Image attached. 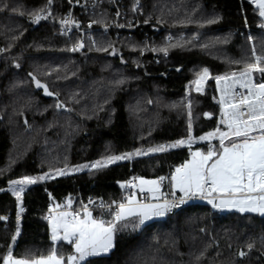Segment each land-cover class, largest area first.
<instances>
[{
	"label": "trees",
	"instance_id": "16d2710c",
	"mask_svg": "<svg viewBox=\"0 0 264 264\" xmlns=\"http://www.w3.org/2000/svg\"><path fill=\"white\" fill-rule=\"evenodd\" d=\"M121 1L125 21L140 25L96 35L83 52L70 54L67 42L54 35L63 1L0 0V217L8 216L0 220V264L9 253L33 261L53 251L61 257L73 252L70 244L51 240L44 220L49 205L78 206L89 198L125 203L128 181L167 182L191 151L207 153L217 142L37 180L20 201L8 189L11 181L190 135L198 139L224 126L216 77L239 75L252 64L264 67V20L249 0ZM36 14L46 18L34 22ZM92 17L110 21L109 5ZM204 69L209 78L196 92L191 84ZM33 77L53 95L37 88ZM251 77L264 83L259 72ZM117 229L109 255L81 264H264V216L219 213L202 200L138 229L127 221Z\"/></svg>",
	"mask_w": 264,
	"mask_h": 264
},
{
	"label": "snow or ice",
	"instance_id": "6c2138e0",
	"mask_svg": "<svg viewBox=\"0 0 264 264\" xmlns=\"http://www.w3.org/2000/svg\"><path fill=\"white\" fill-rule=\"evenodd\" d=\"M257 3L261 9L260 15L264 16V0H257ZM45 18L36 14L34 22L38 23ZM67 22L64 21V23ZM82 47L83 43H80L72 51H77ZM160 51L167 54L166 48L160 49ZM252 72H259L264 75V67L252 64L248 66L245 72L241 73L240 84L242 88L249 90L247 96L241 94L239 100L233 103H226L223 96L221 98L220 103L226 104L224 112L226 119L222 120L221 123L226 125L227 131H220L217 128L215 132L199 137L200 140H205L215 137L219 133L220 150H214L210 146L207 153L200 150L192 152L191 160L177 167L172 174L173 195H175V191L182 194L178 199L168 200L165 198L163 202H160L158 193L161 190L160 182L165 179L164 177H160L159 180L140 178V191L146 190L151 193L152 199L157 202L144 203L137 200L135 193H133L128 197L127 203L117 205L111 221L105 222L102 219H94L86 206L83 218L79 212H62L59 214V218L51 221V239L54 242L67 241L76 253L67 257L66 264H80L88 257L109 253L114 247V237L118 230V224L126 221L131 222L133 229H138L153 218L163 217L196 197L207 200L216 209H235L240 213H258L264 216V83H253ZM207 75L208 70L204 69L201 80ZM33 79L35 80V77ZM222 79L224 78L216 77L217 83ZM35 83L36 87L43 88L47 95H53L39 80H35ZM196 83L197 90L200 91V80ZM205 115L208 116L209 114L205 113ZM189 129H191V123ZM253 133H258V135H253ZM191 140L190 135L189 141ZM226 140L229 141L230 146L225 144ZM183 144H185L184 140H178L174 144L160 145L148 151L163 152L167 148H176ZM141 154L146 155L147 153H141L138 149L134 154L109 156L103 163L97 161L91 167H107L110 163L131 159L133 155ZM81 167L87 168L89 166L83 165ZM75 170L79 171L80 167ZM56 174L63 176L68 173L64 170H57ZM51 178L54 177L46 173L39 177L24 176L19 180L11 181L13 185H20L19 188L13 189V195L16 196L17 201H20L21 194L24 192V185H33L37 183V180L43 181ZM128 186L136 187L131 183ZM121 187H125V185L122 184ZM68 204L70 207L71 201ZM101 207L104 206L101 205ZM2 219L5 217H0V220ZM122 226L127 228L129 223H123ZM17 235H19V229H17ZM15 239L16 236H13V240ZM241 255L244 253L241 252ZM4 264H65V259L58 257L55 251L46 258L41 257L31 262L13 259L9 253L8 256L4 257Z\"/></svg>",
	"mask_w": 264,
	"mask_h": 264
},
{
	"label": "built area",
	"instance_id": "2783aa9c",
	"mask_svg": "<svg viewBox=\"0 0 264 264\" xmlns=\"http://www.w3.org/2000/svg\"><path fill=\"white\" fill-rule=\"evenodd\" d=\"M61 1H63V3L66 5L65 12L63 14L62 22L59 28L54 33V35L67 42V51L70 54H78L83 52L86 44L88 42H92L93 38L96 35L105 34L108 31H112L115 33L123 32V31L127 32L129 30H133L134 28L140 25L139 21H134L132 19L125 21L124 19L125 16L123 14L124 13L123 5L121 0H61ZM104 2H106L109 5L110 14L112 18L110 21H107L104 24H100L98 23V21H96V19H93L92 16L94 12L98 10V7L102 5ZM249 4L252 7H256V0H249ZM64 21H68V22L64 23ZM121 25H123V27H121ZM166 39H170V36H167ZM80 43H83V47L79 48L77 51H72V49ZM233 78H239L241 80V74L230 77H224V79H222L220 82ZM219 83H217L216 81V86L219 85ZM217 91H218V87H217ZM220 92H218V95H219V99L221 100ZM221 109L224 118L225 108L224 105L222 104H221ZM173 173H171L170 176H172ZM159 178L160 177H158L157 180H159ZM130 183L135 185V182L133 180L128 181L127 187L129 189V193L133 188L128 186ZM160 183L162 188L163 185L166 183V180L164 179ZM158 195L160 196V202H163V199L165 198H167L168 200L179 198L175 196L172 197L168 196L165 193V191L162 189L160 190V193H158ZM138 200L144 203L157 202L152 199V194H148V193H139ZM191 201L192 200H188L185 204ZM118 204L120 203L108 204L103 202H95L94 200L89 198L85 202H80L78 206H70V207L65 206L62 208H54L52 205H49L45 211L44 220L48 221L52 217V215L56 212L57 213L79 212L80 216H82V214L84 213L85 206L87 207V210L90 211L91 213L110 212L111 215H113V212L116 210ZM101 205H103L104 207H101ZM17 206L19 208V213L21 215L24 214L25 210L21 206L20 202H18ZM21 209H23V211H21ZM175 209H173L171 212L167 213L166 215L171 214ZM2 217H5L4 220L8 219V216H2Z\"/></svg>",
	"mask_w": 264,
	"mask_h": 264
},
{
	"label": "rangeland",
	"instance_id": "374dc122",
	"mask_svg": "<svg viewBox=\"0 0 264 264\" xmlns=\"http://www.w3.org/2000/svg\"><path fill=\"white\" fill-rule=\"evenodd\" d=\"M256 8H257V11H258V14H259V16L264 20V16H261L260 15V12H261V9H260V7L258 6V3H257V0H256ZM96 21H98V20H96ZM98 23H100V21H98ZM101 24V23H100ZM146 49L148 50V51H153L154 49L152 48V46H150V44L149 45H147L146 46ZM202 74H203V72L202 73H199V75L197 76V78L192 82V84H191V86H192V88H193V90L194 91H196V92H202L203 91V89H204V87H205V82H206V80L209 78L208 77V75H207V77H205L204 79H202L201 80V76H202ZM252 78V77H251ZM198 80H200V85H199V87H200V91H198L197 90V81ZM253 81V80H252ZM217 87H218V92H220V86L219 85H217ZM220 98H222V95H221V92H220ZM221 101V100H220ZM226 118H225V116H224V118H223V120H225ZM219 129H220V131H227V127L225 126V124H224V126H220L219 127ZM216 131V130H215ZM215 131H213V132H215ZM254 134H256V133H254ZM253 134V135H254ZM204 136H206V135H204ZM185 141V144H183V145H180V146H178V147H181V146H189V144L190 145H192V144H195V142H202V141H207V142H209V143H213V142H217V145L215 146V145H211V147L214 149V148H216L218 145H219V133H217V135L215 136V137H212V138H210V139H208V138H206L205 140H200L199 138L198 139H194V138H192V140L191 141H189V136L184 140ZM225 143H229V141H225ZM171 144H174V143H167V144H162V145H165V146H168V145H171ZM158 146H160V145H157V146H154V147H149V148H144V149H140V151H141V153H147L146 155H152V154H155V153H160V152H149L148 150L149 149H151V148H155V147H158ZM168 149H172V148H167V150ZM215 150V149H214ZM136 152V150H134V151H132V152H128V153H135ZM192 152H195V150L194 151H191V153ZM128 153H124V154H128ZM124 154H120V155H124ZM140 156H145L144 154H141V155H133L132 156V158L131 159H133V158H135V157H140ZM191 158H192V156H191ZM131 159H125V160H121V161H117V162H115V163H119V162H124V161H129V160H131ZM106 160V158H103V159H100V160H94V161H91V162H84V163H81V164H76V165H69V166H66V167H63V168H61V169H57V170H64L66 173H68L67 175H70V174H74V173H79V172H82V171H87V170H90V169H95V168H92L91 167V165L92 164H94L95 162H97V161H100L101 163H103L104 161ZM115 163H110V164H115ZM109 164V165H110ZM83 165H88L89 167H87V168H83V167H81V166H83ZM78 167H80V170L79 171H77V170H75L76 168H78ZM57 170H53V171H49L47 174H49L50 176H52V177H54V178H56V177H60V175H57L56 174V172H57ZM44 174H46V173H42L41 175H39V176H42V175H44ZM39 176H37V177H39ZM63 176H66V175H63ZM54 178H51V179H54ZM46 180V179H45ZM144 180H148V179H144ZM26 186H28V185H24L23 187L25 188ZM20 187V185H13L12 183H10L9 184V186H8V189H9V191L10 192H12L13 193V189H16V188H19ZM133 193H135V197H136V199L138 200V194L139 193H148V194H151V193H149V192H147L146 190L144 191V192H141L140 191V179H136V187H133L132 189H131V192H130V194H128L127 196H126V202L125 203H127V199H128V197L129 196H131ZM58 210V209H57ZM220 213V212H219ZM59 214L60 213H54L53 215H52V217L48 220V226H49V231H50V235L52 236V224H51V221H53L54 219H57V218H59ZM84 214L85 213H83L82 214V216H81V218H83V216H84ZM93 214V213H92ZM111 214V213H110ZM94 216V215H93ZM111 216H113V215H111ZM163 217H156V218H153L152 220H150V221H153V220H158V219H162ZM95 219H97V220H101V218H95ZM113 218H110L109 220H105V222H107V221H111ZM149 222V221H148ZM147 223V222H146ZM63 233L61 232V235H62ZM52 240V239H51ZM53 241V240H52ZM56 242H63V243H65V244H69L67 241H64V240H60V241H53V243H56ZM72 246V245H71ZM113 249V248H112ZM112 249L110 250V252L112 251ZM72 253L71 254H69V255H75L76 253H75V251H74V248L72 247ZM110 252L109 253H107V254H101V255H99V256H91V257H88L87 259H90V258H93V257H101V256H107V255H109L110 254ZM68 255V256H69ZM68 256H65V257H63L64 259H65V264H66V262H67V257ZM58 257H61V256H58ZM86 259V260H87ZM85 260V261H86ZM85 261H83V262H85ZM82 262H80V264H81Z\"/></svg>",
	"mask_w": 264,
	"mask_h": 264
},
{
	"label": "bare ground",
	"instance_id": "6f19581e",
	"mask_svg": "<svg viewBox=\"0 0 264 264\" xmlns=\"http://www.w3.org/2000/svg\"><path fill=\"white\" fill-rule=\"evenodd\" d=\"M235 81V83H234ZM247 82L246 80L244 81ZM221 89V95L223 96L226 103H233L239 100L240 95L243 94L247 96L249 90L247 88H242L239 78L228 79L219 83ZM226 110V104L224 105Z\"/></svg>",
	"mask_w": 264,
	"mask_h": 264
},
{
	"label": "crops",
	"instance_id": "0c3cea01",
	"mask_svg": "<svg viewBox=\"0 0 264 264\" xmlns=\"http://www.w3.org/2000/svg\"><path fill=\"white\" fill-rule=\"evenodd\" d=\"M254 134V133H253ZM254 135H258V133H256V134H254ZM230 146V145H229ZM214 159H215V157H214ZM189 160H191V158L189 159ZM175 172V171H174ZM154 180H157V179H154ZM167 184L166 185H168L167 187V189H166V191H165V193L168 195V196H175V197H180L182 194L181 193H179V191H175V195H173V188H172V182H171V178L169 179V181H167L166 182ZM135 185H136V182H135ZM213 195H215V194H213ZM190 200H192V201H195V200H202V201H204V202H207L208 203V201L207 200H205V199H201V198H198V197H196V198H192V199H190ZM209 204V203H208ZM211 207H212V205L211 204H209ZM213 208V207H212ZM215 211H217V212H220V213H228V212H232V213H238V214H250V215H255V216H259V217H263V216H261V215H259L258 213H240V212H238V211H236L235 209H231V210H229V209H216V208H213ZM94 214H92V217L95 219V218H98V217H95V216H93ZM165 216H163V218H164ZM100 218V217H99ZM110 218H113L112 216H110L109 218H107L106 219V217H102L101 219L102 220H109ZM58 256V255H57ZM13 259H16V258H13ZM40 259V258H39ZM21 260H23V259H21ZM38 260V259H37ZM27 261V260H26ZM34 261V260H33ZM29 262H31V261H29ZM4 264V263H3Z\"/></svg>",
	"mask_w": 264,
	"mask_h": 264
}]
</instances>
